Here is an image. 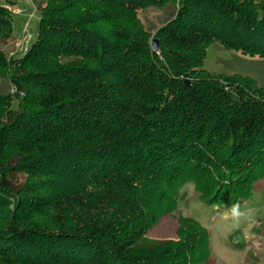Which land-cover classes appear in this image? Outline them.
<instances>
[{"label": "trees", "instance_id": "trees-1", "mask_svg": "<svg viewBox=\"0 0 264 264\" xmlns=\"http://www.w3.org/2000/svg\"><path fill=\"white\" fill-rule=\"evenodd\" d=\"M166 3L173 16L155 31L138 21V9ZM38 10L25 52L0 49L14 84L0 93V264H204L208 234L194 219L178 217L176 238L146 232L186 183L227 206L264 176V87L202 69L213 40L264 57V0ZM11 34L0 6V40Z\"/></svg>", "mask_w": 264, "mask_h": 264}, {"label": "rangeland", "instance_id": "rangeland-1", "mask_svg": "<svg viewBox=\"0 0 264 264\" xmlns=\"http://www.w3.org/2000/svg\"><path fill=\"white\" fill-rule=\"evenodd\" d=\"M43 0H0L11 13L12 34L0 40V49L7 58L22 55L35 38L39 20V4ZM171 3L147 6L136 11L138 21L155 31L173 16ZM159 52V42L157 38ZM20 41V46L17 43ZM202 69L213 74H239L250 77L264 87V57L250 56L239 50L211 41L206 47ZM189 80V79H188ZM14 84L0 72V93H13ZM20 173L16 182H23ZM187 216L194 219L208 234L207 259L204 264H264V176L254 182L251 194L230 205H208L201 201L193 183L183 185L178 193L177 206L171 213L162 215L146 232L149 238H176L177 219Z\"/></svg>", "mask_w": 264, "mask_h": 264}, {"label": "water", "instance_id": "water-1", "mask_svg": "<svg viewBox=\"0 0 264 264\" xmlns=\"http://www.w3.org/2000/svg\"><path fill=\"white\" fill-rule=\"evenodd\" d=\"M152 49H153L154 51H157V50H158L157 40H156V39H153V40H152ZM185 82L189 84V80H188V79H186Z\"/></svg>", "mask_w": 264, "mask_h": 264}, {"label": "built area", "instance_id": "built-area-1", "mask_svg": "<svg viewBox=\"0 0 264 264\" xmlns=\"http://www.w3.org/2000/svg\"><path fill=\"white\" fill-rule=\"evenodd\" d=\"M20 46V41L17 43V47H19Z\"/></svg>", "mask_w": 264, "mask_h": 264}]
</instances>
